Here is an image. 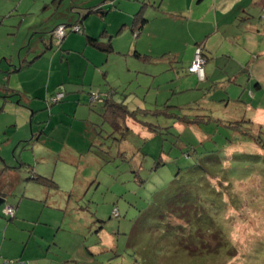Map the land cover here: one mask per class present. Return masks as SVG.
<instances>
[{
  "label": "rangeland",
  "instance_id": "rangeland-1",
  "mask_svg": "<svg viewBox=\"0 0 264 264\" xmlns=\"http://www.w3.org/2000/svg\"><path fill=\"white\" fill-rule=\"evenodd\" d=\"M135 1L63 0L48 13L41 4L34 15L7 17L6 26L0 27V87L9 90L11 78L19 85L13 97L0 91V184L9 189L0 213L26 198L34 206L24 214L46 220L47 237L67 264H264V128L229 118L246 111L248 118L264 117V89L253 83L240 99L248 106L238 104L230 112L228 103L232 107L235 99L227 91L239 96L235 80L203 85L201 91L197 88L205 79L196 74L183 82L187 77L181 61L192 54L191 48L194 57L202 48L198 44L204 31L164 14L139 38L132 26L124 25L132 22ZM149 13L152 17L154 12ZM42 18L51 20L45 25L49 30L56 24L70 26L61 46L53 39L54 48L35 59L38 44L45 51L35 33ZM79 23L83 31L73 32ZM87 34L112 41L114 51L93 46L84 51L76 39L82 50L68 54L65 40L83 36L86 43ZM46 37L52 39L50 33ZM30 49L34 66L25 65ZM176 55L180 63L174 69L170 61ZM89 56L103 65L90 60L86 73L87 65H82ZM81 85L80 103L71 91ZM109 91L130 110L139 105L148 111H139L134 120L150 126L134 122L124 137L114 132L103 121L101 104L90 100L92 94L106 98ZM59 93L64 101L58 100ZM6 101L37 119L34 133L28 121L22 125L23 117L19 124L12 121L14 110L5 109ZM206 101L212 111L200 107ZM76 105L81 110L75 122L70 118L74 126L68 129V143L84 154L81 163L71 164L69 154L58 157L62 142L49 144L53 153L19 144L39 136L51 116L59 118ZM37 107L42 111H35ZM181 119L185 127L178 122L179 128L174 123ZM41 145L48 149V144ZM33 174L51 179L57 188L37 184ZM222 229V237L232 241L239 255L231 256L226 246L215 243Z\"/></svg>",
  "mask_w": 264,
  "mask_h": 264
},
{
  "label": "crops",
  "instance_id": "crops-1",
  "mask_svg": "<svg viewBox=\"0 0 264 264\" xmlns=\"http://www.w3.org/2000/svg\"><path fill=\"white\" fill-rule=\"evenodd\" d=\"M54 1L55 0H0V27L6 26L5 20L7 17L14 15H18L19 17L34 15L36 12L33 11L40 8L41 4L42 6L44 5L47 13L51 10L53 11V9L57 6L55 5ZM136 1L135 3L137 4L135 5L131 16V24L126 21L124 25L129 27L132 26L131 29L133 31L135 16L139 12H142L148 21L144 29L141 31L139 38L142 34L148 33L155 23V20H158L161 15L165 16L164 14L173 16L171 17L172 20H175L177 23L193 25L196 26L199 31H204V38L201 42H199L198 45L203 48L207 63L205 65V81L201 82L202 84L198 86V91H201V87L203 85H206V88H210L215 86V83L226 81L227 79H233L236 82L234 87L237 89V92H239V96L234 98L230 91L227 92L233 97L231 100L235 99L233 101H238L243 97V95H245L247 89H249L251 85L253 86V83H257L255 85L257 89H264V0H171L170 2H167V0H154L153 3L151 0H148L147 2H142V0ZM143 3L147 4L143 5ZM173 5L174 8H172ZM149 11L154 12L152 17L150 16ZM40 15L43 16V14ZM105 15L106 13L103 12V15L101 16ZM174 17H178V19H175ZM21 22L22 20L20 23ZM41 23H43L41 26L38 24L35 28V33L37 36L38 33L41 35L39 38H37V41L41 40L45 51H42L40 45L38 44L36 46L37 52H35V59H38L42 55H47L45 54L47 52L46 48L50 43H52V39L47 41L49 39L46 37V33H50L52 35V31L57 26L56 24L52 30H49V28H45V25H51V20L45 19L43 22L41 21ZM157 23L166 25L165 22ZM60 24L58 23V25ZM31 31H34V29ZM105 33V36L103 37L106 41V36H109V32ZM87 37L97 39L93 34H87ZM72 38L73 39L69 41L65 40L68 54H78L79 51L82 50V48L77 49L76 39L79 40V44H81L82 47H85L84 51H87L89 48H91V45L88 42L85 43V38L83 36ZM101 39L103 38L101 37ZM191 51L192 54L184 55L183 61H181L183 65L180 67V69L184 71L183 75L186 74L187 77L183 78V82L190 81L189 76H192L189 75L190 73H188V69L194 60L195 48H191ZM28 54L30 56L28 57V60H26L25 65L31 64L34 66L35 61L32 62L31 56L33 54L31 49ZM39 54L41 55L39 56ZM177 57H179V55H176L175 59L170 61L171 67L174 69L177 66L172 65H178L180 63V57ZM90 60L91 63L96 65L99 63H102L103 65L102 60L101 62H97L90 56L86 57V60L83 63L84 65H82L83 68H85V64L87 65L86 73H88L90 69ZM17 71L19 72V70ZM71 75L72 74L70 72V77ZM179 75H182L181 71L179 72ZM18 87V82L12 81L11 78L9 90L4 89L1 86L0 91L2 93H7L8 97H13L14 93L12 91L17 90ZM72 89V94H75L80 98L78 93H81L84 90V85H81L80 88L73 87ZM113 99L118 104L123 103L129 109L125 102H121L118 99H115V97ZM40 100L43 99L40 97ZM231 100H229V102ZM78 101L81 103V98ZM29 102L30 100L28 103ZM5 103V109L11 107L14 110L12 114L15 115V117H11L12 121L15 120L16 123L19 124L20 118L23 117L22 125L26 124V121H28V124L32 129L31 132L34 133V127L37 119L31 120L24 109L18 105H15L13 102L6 101ZM205 103L206 104L200 105V107L206 111H212V104L208 103L207 101ZM220 106H223L222 102ZM235 106L236 104L233 102L232 107L230 103H228L227 107L229 108L230 112H232ZM40 109L42 108L37 107L35 111H42ZM71 109L72 110H65L64 115H56L59 118L53 119L55 115L51 116L48 122L44 125L43 130H40L39 136L34 134L29 141L19 140V144L21 142H26L27 145H24L28 147L32 146V150L36 149L37 146H40L38 149L44 150L45 152L48 150L49 152L53 153V146L49 144L54 143L55 141L62 142L64 147L60 150L58 157L64 154H69L70 157L68 158V161L71 164L81 163V159H83L84 154L74 147L71 148L68 143L70 137L72 136V131H69L68 129L69 127L73 129L75 116H78L81 108L76 105L74 109ZM141 109L142 108L138 105L137 109H129V111L135 112L140 111ZM84 113H87V111H83V114ZM25 115L28 116V120L26 119ZM33 117L34 116L32 115L31 118ZM70 118H73V122L72 120L70 122ZM229 118H231V116H229ZM257 118L259 120H254L253 118V121L258 125H263L264 117L257 116ZM56 122H58L57 125L55 124ZM134 122V120L129 119L127 121L128 126L132 128V124ZM178 122L184 125L182 121H176L174 124L179 126V128L181 125L177 124ZM43 123L44 122H39L38 125L40 126V124ZM35 142H37V144H35ZM41 144L45 146L48 144V149L43 148ZM21 145H19L18 148H20ZM34 152L36 154L35 150ZM36 157H38L40 160L50 161L49 157L41 155H36ZM55 158L58 159L57 157ZM34 169L37 171L36 168ZM35 175L38 176L39 174ZM8 191L9 189H7V187H4L2 184H0L1 196L6 198V192ZM48 201L49 198H46V203H48ZM33 206L34 205L29 203L26 198L22 199L18 206H12L17 209L16 219L13 221L8 220L7 222V218L3 215V212L0 213L1 256L6 260L11 261V264H67L68 261L66 262L62 255H60V249H55L50 243V239L47 237V232L50 229V225L46 223V220H43L42 217H40L39 220L36 218H29L26 216V214H24L25 210L31 209Z\"/></svg>",
  "mask_w": 264,
  "mask_h": 264
},
{
  "label": "trees",
  "instance_id": "trees-1",
  "mask_svg": "<svg viewBox=\"0 0 264 264\" xmlns=\"http://www.w3.org/2000/svg\"><path fill=\"white\" fill-rule=\"evenodd\" d=\"M62 1L63 0H55V5H57V6L60 5L61 6ZM99 11L100 10H95L94 12L100 14ZM80 21L82 22L83 20L80 19ZM147 21L148 20L144 17V15H143L142 12H139L135 16L134 25H133L134 26L133 32H134V34L137 37L140 36L141 31L144 29ZM67 26L69 27L70 25H67ZM56 29L57 28H55L52 31V43H50L47 46V48H46L47 50L54 48L53 47L54 46V43H53V39H54L53 34H54V32H55ZM81 30L83 31V27L81 28ZM73 32H75V31H73ZM75 33H77V32H75ZM66 37H67V34H66ZM87 42L91 46H93L94 48L100 50L101 52L111 53V52L114 51V48H113V45H112V41H110L108 43H102L98 39L91 38V37H87ZM61 44L62 43H60V45H58V46H61ZM135 56H139V57L143 58L142 55L140 53H138V52L135 53ZM145 58H148V57H145ZM188 73H190L189 72V69H188ZM113 94H111L110 91H109L108 97L101 98L102 101L100 103H96V104H101V106L103 107V111H104L103 116H102L103 117V121L105 123L109 124L111 126V128L114 130V132L120 133L124 137L125 134L126 133H129L130 130H131L129 128V126H128L127 121L129 119H132V120L135 119V120H137L136 119V115L139 114L143 110H140V112L139 111H135V112L129 111V109L127 108L126 105H124L123 103L118 104V103H116L114 101ZM65 99H66V97H64L61 101H64ZM234 102H235L236 105L242 104L245 108L248 106L244 101L241 102V100L234 101ZM166 107L169 108L168 105H166ZM145 112H148V111H145ZM247 113L248 112L246 111L244 114L241 113L240 115H237V112H236V115L235 116H231V119H234V120H232V122H236V123H240V124L241 123H244V124L248 125L250 128H255L254 126H257V124L253 121V119L248 118V116H246ZM181 121H182V119H181ZM135 122H137V121H135ZM137 123L144 124L145 126H150V124H147V123H141V122H137ZM241 127H242V125H241ZM146 128L149 129V127H146ZM154 128H156V127H154ZM259 128H262L263 129L264 126L263 125H260ZM156 129H158V128H156ZM151 130H155V129L151 128ZM149 131H150V129H149ZM252 131H253V129H252ZM124 155H125V152L122 154V156H124ZM137 167L138 168H141L142 167L139 161H138ZM32 180L34 182H36L37 184L43 185L45 188H48V189H51L53 187L57 188V186L55 185V183L51 179H48V178H45V177H42V176H36V175L33 174ZM115 211L118 212V210H115ZM16 215H17V209L15 208V215L13 217L6 216V218L9 219V221H13V220L16 219ZM115 215H116V217H120L119 216V213L118 214H115ZM4 216H5V212H4ZM218 228H219V226H218ZM219 233H220L219 234L220 237H217L216 238L215 243L218 246H221V245H222V247L226 246L225 248H226V250H228L227 253L229 255H231V256H233L235 254H238L237 247H235V245L232 243V241L222 237L223 233L225 234V232L223 231V229L221 231H219ZM238 255H236L234 257H239ZM0 263L1 264H11V261H8V260L4 259L1 256V254H0Z\"/></svg>",
  "mask_w": 264,
  "mask_h": 264
},
{
  "label": "built area",
  "instance_id": "built-area-1",
  "mask_svg": "<svg viewBox=\"0 0 264 264\" xmlns=\"http://www.w3.org/2000/svg\"><path fill=\"white\" fill-rule=\"evenodd\" d=\"M67 28L68 27L66 25H61L55 30L53 37H54V39L57 40V45H60L61 41L66 37ZM81 28H82L81 24H76L73 27V31L81 32L82 31ZM206 63H207V59L204 56V50L202 48H199L198 52L195 54V57H194V60L191 64V66L189 67V72L191 74H196L198 76V78L201 80L205 79V65H206ZM57 96H58V100H62L65 97L63 93H59ZM101 98L102 97H100L98 94H92L90 100H91V103L96 104V103H100L102 101ZM5 213H6L5 216L13 217L15 215V208L14 207H7L5 209ZM115 214H118V212L115 211Z\"/></svg>",
  "mask_w": 264,
  "mask_h": 264
},
{
  "label": "water",
  "instance_id": "water-1",
  "mask_svg": "<svg viewBox=\"0 0 264 264\" xmlns=\"http://www.w3.org/2000/svg\"><path fill=\"white\" fill-rule=\"evenodd\" d=\"M6 203H7V199L5 197H3V196L0 195V207L3 206V205H5Z\"/></svg>",
  "mask_w": 264,
  "mask_h": 264
},
{
  "label": "bare ground",
  "instance_id": "bare-ground-1",
  "mask_svg": "<svg viewBox=\"0 0 264 264\" xmlns=\"http://www.w3.org/2000/svg\"><path fill=\"white\" fill-rule=\"evenodd\" d=\"M5 215H6V213H5Z\"/></svg>",
  "mask_w": 264,
  "mask_h": 264
},
{
  "label": "clouds",
  "instance_id": "clouds-1",
  "mask_svg": "<svg viewBox=\"0 0 264 264\" xmlns=\"http://www.w3.org/2000/svg\"><path fill=\"white\" fill-rule=\"evenodd\" d=\"M82 25V24H81Z\"/></svg>",
  "mask_w": 264,
  "mask_h": 264
}]
</instances>
